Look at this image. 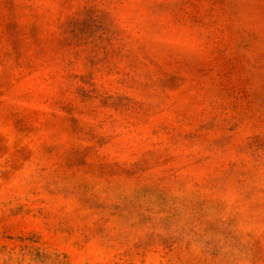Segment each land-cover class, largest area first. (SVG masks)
<instances>
[{
	"label": "rangeland",
	"instance_id": "rangeland-1",
	"mask_svg": "<svg viewBox=\"0 0 264 264\" xmlns=\"http://www.w3.org/2000/svg\"><path fill=\"white\" fill-rule=\"evenodd\" d=\"M0 264H264V0H0Z\"/></svg>",
	"mask_w": 264,
	"mask_h": 264
}]
</instances>
